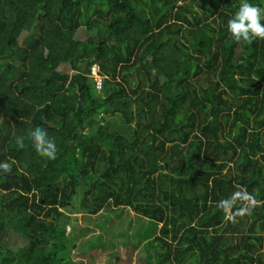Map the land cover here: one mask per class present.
Here are the masks:
<instances>
[{
	"label": "trees",
	"instance_id": "obj_1",
	"mask_svg": "<svg viewBox=\"0 0 264 264\" xmlns=\"http://www.w3.org/2000/svg\"><path fill=\"white\" fill-rule=\"evenodd\" d=\"M240 4L0 0V264H130L114 221L75 216L126 207L140 264H264V40L234 41Z\"/></svg>",
	"mask_w": 264,
	"mask_h": 264
},
{
	"label": "clouds",
	"instance_id": "obj_2",
	"mask_svg": "<svg viewBox=\"0 0 264 264\" xmlns=\"http://www.w3.org/2000/svg\"><path fill=\"white\" fill-rule=\"evenodd\" d=\"M264 14V9L255 6L248 2V0H241L238 11L234 13L232 18L227 21V29L231 33L234 41H248L251 42L254 38L264 40V24H261V17ZM28 138L31 139L35 151L43 157L55 159L57 152V145L53 138L48 136L44 128L36 127L33 131L28 133ZM16 145L19 149L25 147L24 138L18 137ZM0 169L4 172L11 171V165L8 162H0ZM242 193L237 192L234 194L233 199L241 197ZM244 200H250L252 204H256V200L246 194H243ZM227 202L220 201L218 206H223ZM247 209L240 210V215L245 214Z\"/></svg>",
	"mask_w": 264,
	"mask_h": 264
},
{
	"label": "rangeland",
	"instance_id": "obj_3",
	"mask_svg": "<svg viewBox=\"0 0 264 264\" xmlns=\"http://www.w3.org/2000/svg\"><path fill=\"white\" fill-rule=\"evenodd\" d=\"M112 209L114 208L105 209L103 210L102 213H100V215L92 216V219H89V217L85 214H80V213L76 214L75 216L79 218V224H80L78 226V228H80L78 229V231L84 237L87 236V237L94 238L96 234L102 231L100 230L99 227H97L94 223H92V221L95 218H100V219L105 220L108 223L109 221L107 220V218L111 219V221L115 222V225L113 226L114 230L119 231L120 229H122L120 232V236L124 240H126L127 246L129 248H131L134 245L136 246L138 245L137 248L133 249L130 264H140L141 262L138 259L136 260L135 256L139 253L141 246L139 245L138 239H136L133 234L134 230L136 231L142 228L141 221L139 220V216L135 212L131 211L128 207L122 208V209L117 208L115 211ZM115 212H120L121 215H117ZM121 224L123 225V227L120 226ZM145 230L146 229L144 228L143 231ZM155 259H156L155 256L152 254L151 255L152 264L155 262Z\"/></svg>",
	"mask_w": 264,
	"mask_h": 264
},
{
	"label": "built area",
	"instance_id": "obj_4",
	"mask_svg": "<svg viewBox=\"0 0 264 264\" xmlns=\"http://www.w3.org/2000/svg\"><path fill=\"white\" fill-rule=\"evenodd\" d=\"M90 76L95 82V87L100 90L102 88L103 77L100 75V68L98 64H93V66H91Z\"/></svg>",
	"mask_w": 264,
	"mask_h": 264
}]
</instances>
